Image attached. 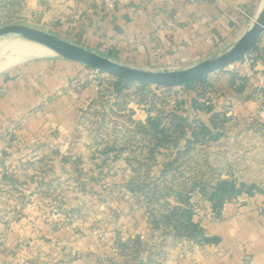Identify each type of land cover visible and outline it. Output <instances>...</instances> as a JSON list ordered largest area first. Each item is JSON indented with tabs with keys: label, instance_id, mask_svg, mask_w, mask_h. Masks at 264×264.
I'll return each mask as SVG.
<instances>
[{
	"label": "rangeland",
	"instance_id": "obj_1",
	"mask_svg": "<svg viewBox=\"0 0 264 264\" xmlns=\"http://www.w3.org/2000/svg\"><path fill=\"white\" fill-rule=\"evenodd\" d=\"M263 1L244 3L249 20ZM58 3L0 0V27L41 28ZM47 57L23 55L15 71L0 72L31 84L34 94L2 128L0 264H199L202 219L220 208L206 195L220 181L264 187V32L245 60L190 88L132 83L117 92L115 76ZM68 62L82 66L84 86L69 81ZM72 83L81 85L77 100L91 95L77 113L66 108ZM192 99L213 111L192 107ZM213 113L224 127L204 136L198 125Z\"/></svg>",
	"mask_w": 264,
	"mask_h": 264
},
{
	"label": "crops",
	"instance_id": "obj_2",
	"mask_svg": "<svg viewBox=\"0 0 264 264\" xmlns=\"http://www.w3.org/2000/svg\"><path fill=\"white\" fill-rule=\"evenodd\" d=\"M57 1L58 6L49 9L42 18V29L116 61L154 70L196 64L205 59L199 60L200 56L214 51L219 44L231 39L228 45L232 44L252 21L251 16L250 20L247 18L250 4L247 6L250 9L244 6L247 0H153L145 8L135 10L125 7L109 10L94 0ZM240 6L247 15L239 10ZM45 59L57 62L62 58ZM68 63L67 68L73 70L69 81L79 80L84 86L83 81L88 78L84 79L86 72L78 73L82 66ZM12 79L10 74L0 76L1 139L4 123L19 118L30 103L29 98L34 97L31 84ZM76 85H71L72 104L66 105L74 113L80 112L81 102L89 103L91 99L90 94H83L77 100L81 85ZM87 85L91 82L87 81ZM58 87H63L62 82H58ZM42 91L45 92L41 90L40 94ZM50 95L42 94L45 98ZM215 216L202 219L203 240L195 262L264 264V187L254 184L243 189L235 187ZM3 230L4 224L0 222V231ZM15 238L19 237L8 240Z\"/></svg>",
	"mask_w": 264,
	"mask_h": 264
},
{
	"label": "water",
	"instance_id": "obj_3",
	"mask_svg": "<svg viewBox=\"0 0 264 264\" xmlns=\"http://www.w3.org/2000/svg\"><path fill=\"white\" fill-rule=\"evenodd\" d=\"M263 32L264 2L245 31L229 47L196 64L174 70H154L131 66L42 28L22 23H12L0 27V40L2 41L0 49L21 51L29 46H42L51 51L49 56L78 62L123 80L173 87L196 80L242 59L257 44Z\"/></svg>",
	"mask_w": 264,
	"mask_h": 264
},
{
	"label": "trees",
	"instance_id": "obj_4",
	"mask_svg": "<svg viewBox=\"0 0 264 264\" xmlns=\"http://www.w3.org/2000/svg\"><path fill=\"white\" fill-rule=\"evenodd\" d=\"M205 76H202V77H200V78H198L196 80H193V81L188 82L186 84H183L181 86L184 87V88H190L191 87V84L193 82L203 80ZM132 83H138L141 86L147 84L146 82H134V81L123 80L122 78L115 77L113 86L116 89V91L118 92V91L121 90V88L123 86L129 85V84H132ZM157 86H159V85H157ZM191 106L194 107V108H196V109H198V110H204V111L209 112V113H211L213 111V108H210L208 106L206 107L205 105H203L200 102H198L196 99H192ZM217 114L218 113L211 114V116L209 117V122H202V123H200L198 125L200 127V132L199 133H201L204 136H207L210 133H212V131L216 130L217 128L224 127V123H222V122H220V121L217 120L218 119V115ZM182 117L183 116H181V118ZM184 119H185V117H184ZM194 128H193L194 131L191 133L192 134V138L193 139H197L199 133ZM211 137H213V136H211ZM234 190H235V187L233 185H229L227 181H220V182L217 183L216 188L214 189V191H211L206 196L211 201V205L213 206V209L216 210L217 207H219V206L222 205L223 199L226 198V197H228ZM188 221L189 222H192L191 217L188 218ZM199 229H201L200 232H202V237H203V230H202V228H199Z\"/></svg>",
	"mask_w": 264,
	"mask_h": 264
},
{
	"label": "built area",
	"instance_id": "obj_5",
	"mask_svg": "<svg viewBox=\"0 0 264 264\" xmlns=\"http://www.w3.org/2000/svg\"><path fill=\"white\" fill-rule=\"evenodd\" d=\"M152 1L153 0H94L96 4H98L99 6H103L104 8L109 9V10H115L120 7H125L131 10L140 9V8L142 9V8H145L147 5H149ZM239 10L243 14L247 15L243 9L239 8ZM247 55H245L240 60H245ZM175 87H182V86L180 85V86H175ZM16 128H17L16 122L15 121H13V123L10 122L5 132L10 136H15L17 132ZM206 215H208L211 218L216 217L213 211L206 213ZM3 240L4 238L0 235V243H2Z\"/></svg>",
	"mask_w": 264,
	"mask_h": 264
},
{
	"label": "bare ground",
	"instance_id": "obj_6",
	"mask_svg": "<svg viewBox=\"0 0 264 264\" xmlns=\"http://www.w3.org/2000/svg\"><path fill=\"white\" fill-rule=\"evenodd\" d=\"M262 5H263V3H262ZM1 42L2 41L0 40V48L2 47ZM35 50H38V51H35ZM34 53L35 54L37 53L38 55H49V54H51V51L45 47H42V46H37V47L36 46H29V47L22 49L21 51L20 50L5 51V50L0 49V72L8 71V70H11L12 68H14V66L18 65L24 59L23 55L27 56V55L34 54Z\"/></svg>",
	"mask_w": 264,
	"mask_h": 264
}]
</instances>
